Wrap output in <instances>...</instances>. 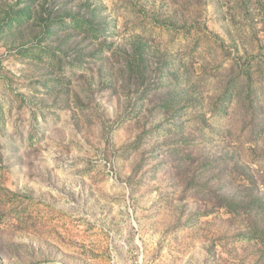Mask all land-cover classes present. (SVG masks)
I'll list each match as a JSON object with an SVG mask.
<instances>
[{
    "label": "rangeland",
    "instance_id": "1",
    "mask_svg": "<svg viewBox=\"0 0 264 264\" xmlns=\"http://www.w3.org/2000/svg\"><path fill=\"white\" fill-rule=\"evenodd\" d=\"M0 264H264V0H0Z\"/></svg>",
    "mask_w": 264,
    "mask_h": 264
}]
</instances>
